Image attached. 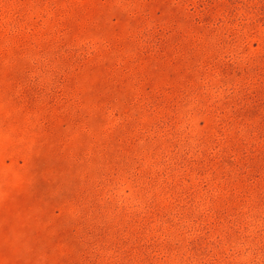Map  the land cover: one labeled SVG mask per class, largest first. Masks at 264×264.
I'll return each instance as SVG.
<instances>
[{
	"label": "rangeland",
	"instance_id": "obj_1",
	"mask_svg": "<svg viewBox=\"0 0 264 264\" xmlns=\"http://www.w3.org/2000/svg\"><path fill=\"white\" fill-rule=\"evenodd\" d=\"M0 264H264V0H0Z\"/></svg>",
	"mask_w": 264,
	"mask_h": 264
}]
</instances>
